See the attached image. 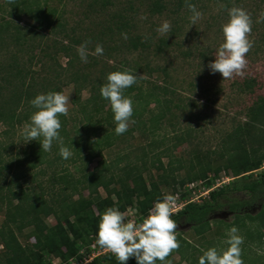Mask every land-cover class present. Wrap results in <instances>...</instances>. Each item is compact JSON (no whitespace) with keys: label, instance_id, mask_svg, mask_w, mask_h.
<instances>
[{"label":"trees","instance_id":"trees-1","mask_svg":"<svg viewBox=\"0 0 264 264\" xmlns=\"http://www.w3.org/2000/svg\"><path fill=\"white\" fill-rule=\"evenodd\" d=\"M65 1L2 0L0 2V51H7L8 47L13 46L18 52L12 62L5 65L8 68L7 74L0 79V122L7 127L4 134L9 136L11 133L16 134L23 124L30 123V116L37 111L30 101L38 94L60 91L64 82L74 80L77 85V97L80 99L82 86L85 85L84 82L89 81V74L80 67L81 60L77 48V44L85 42L87 36L83 38L75 31V27L67 26V19L62 14ZM97 1L100 2L101 8H106L111 3V0H95ZM202 1L204 0H188L195 7ZM222 1L227 6H231L234 2V0ZM174 2L179 9L188 8L186 0H174ZM165 4L163 0H153L151 11L162 12ZM116 16L117 29H126L130 24L129 19L121 13ZM24 17L30 18L34 23L22 24ZM109 27L111 29V26ZM44 28H48L54 36L51 38V43H44L42 38L34 43L35 35L46 36L42 33ZM129 38L128 46L131 51L146 50L151 46L150 38L143 40L138 35ZM168 44L166 38H160L154 45L156 52L162 51ZM36 46L44 53V58L38 57L40 53H34L28 59L29 63L21 61L19 53L32 50ZM60 53L69 58L67 67L59 61L57 56ZM47 59L53 64H49ZM75 60L80 64L77 65L78 62L76 63ZM94 61L92 63H96V59ZM5 66L0 61V73ZM125 69L135 74L133 69L123 66L113 67L111 71ZM102 75L96 80H90V97L80 102L82 117L77 120L81 125L71 126L68 117L60 116L61 135L64 137L65 145L73 152L69 159L65 160L59 155V146L55 142L52 150L45 152L39 141L26 143L23 137L17 142L14 139V143L11 144L14 146L15 143L25 142L21 151L23 155L0 152V209L5 213V219L0 226L2 245L0 263L53 264V257L60 258L66 264L77 263L90 252L91 249L86 253L82 249L90 244L93 234L96 236L99 219L108 207H118L124 212L128 206H131L138 209L145 218L157 199L162 198L164 194H170L164 186L179 185V190L189 182L203 179L205 185L210 187L215 184L223 170L224 175L231 178L229 181L212 189L203 202L186 203L173 216L177 221V228L184 223L191 224L199 242H190L176 229L180 247L172 252H178L182 260L188 264H199L202 250L213 246L218 250L228 247L219 243L222 238L216 235L220 232V235L224 236L223 230L236 226L245 237L240 246L243 264H264L263 255H257L253 250V246H264V177L251 179L252 172L264 165V140L257 146H248L240 131L243 126H240L236 132L229 133L223 141L224 150L220 153L223 162L213 165L211 159L205 167L206 171L190 172L185 177L174 175L175 160L170 154L167 166L161 161L160 155H157L156 160L159 163L157 166L162 173L149 182L143 177L136 163L122 167V174L109 171L110 167L106 162H103V167L97 166L89 170L90 160L102 152L103 146H107L117 137L111 104L100 95L101 86L107 83V78ZM244 84L251 86L249 81ZM156 89L157 86L154 85V88L142 91L136 83L125 90L124 94L131 97L134 105L132 126L126 132L139 129L143 133L148 131L155 136L166 111L171 110L167 97H161ZM164 91L166 92L167 88H164ZM150 101L155 103L154 109L149 108ZM263 112L264 97L250 107L251 122L259 119ZM105 125L110 126V131ZM101 131H105L106 135ZM154 136L152 141L156 140ZM176 138L182 139L179 136ZM69 163L75 166L76 173L68 168ZM13 164L17 166L14 168L16 176L10 183L4 185L2 177L6 170L12 169ZM20 165H25L26 169L20 171ZM166 170H169V174L164 173ZM208 171L214 174L207 177ZM113 183H116V186L111 187ZM100 188L105 190L106 195L101 193ZM85 189H88V194H85ZM187 192L188 188L186 192H182V196L185 197ZM239 192L250 195V199L231 197ZM225 200L235 213V219L232 222L223 218L211 219V215L222 208ZM256 201L259 202L257 205H260V210L253 214L247 210V207ZM50 214L54 216L56 223L47 222L45 216ZM214 221L217 223L218 234L206 238V235L213 231ZM24 226L31 228L28 234L34 239L33 243H23L20 240L19 234L22 233ZM87 264H118V262L115 255L107 251L95 255ZM128 264H136L135 259L131 258ZM157 264L160 262L157 261Z\"/></svg>","mask_w":264,"mask_h":264},{"label":"rangeland","instance_id":"rangeland-1","mask_svg":"<svg viewBox=\"0 0 264 264\" xmlns=\"http://www.w3.org/2000/svg\"><path fill=\"white\" fill-rule=\"evenodd\" d=\"M152 1L111 0L108 7L101 8L100 2H95V0H66L62 14L67 19V26L75 27V31L81 37L87 36L85 42L77 44V48L86 44L87 61H82L80 58L81 64L77 60L75 62L77 61V65L80 64V67L90 77L89 81L84 82L85 85L82 86L80 99L77 97V85L74 80L70 82L66 78L68 82H64L60 90L70 97L67 117L72 126L73 124L81 125L77 120L82 117L80 102H84L90 97V80H96L103 72L104 78H107L113 67H129L138 76H142L137 82L142 91L150 90L154 88V85L157 86L156 90L159 91L161 97H167L169 100L167 103L171 110L166 111L155 136L148 131L143 133L139 129L116 135L117 137L107 146H103L102 152H98L99 154L88 163L89 170H93L97 166L103 167V162H106L110 167L109 171H116V173H121V168L126 164L136 163L148 182L151 179H156L162 173L157 166L159 165L156 160L157 155H160L161 161L166 166L172 156L176 166L174 175L185 177L190 172L206 171L205 167L211 159L213 165L223 162L220 158V153L224 150L223 141L229 133L236 132L240 126H243L240 131L248 146H257L264 140V112L254 122H251L249 115L250 107L264 97V0H234L231 6L225 5L222 0H204L196 5V9L202 15L195 25L191 22L192 12L189 8L179 9L174 0H163L166 3L165 7L162 12L157 13L151 11ZM233 7L245 9L251 17L252 31L248 38L252 42V47L246 54L247 66L243 74H233L232 78L223 80L222 74L210 72L208 64L215 59L217 49L223 43L222 25L228 22V9ZM118 13L129 19L130 24L126 29L119 30L115 26L118 21L116 16ZM164 21L171 24V29L167 33H160L157 29ZM21 23L27 25L26 23L33 24L34 21L24 17ZM42 33L46 36L35 35L34 43L42 38L44 43L49 42L50 44L51 38L54 37L53 34L49 32L48 28H44ZM136 35L143 40L150 38V48L131 51L128 46L129 37ZM160 38H166L169 44L164 46L162 51L156 52L154 45ZM97 44L102 45L103 55L95 54ZM7 49V51H0V61L4 66L12 62L14 55L18 53L13 46ZM34 53H40L38 57L44 58V53L40 52V48L37 46L29 51L24 50L18 56L21 61L29 63L28 59ZM57 57L64 67L68 66L69 58L67 56L60 53ZM94 59H96V63H92L95 62ZM49 64L52 65V61ZM5 67L1 69L0 79H2L1 76L7 74L8 68ZM247 81L251 83V86L244 84ZM164 88H167L166 92ZM149 103V108L155 106L153 101ZM25 124L18 129L16 134L11 133L9 136V134H4L7 129L6 125L0 122V152L23 155L21 151L25 142L15 143L14 146L11 144L15 140L16 142L21 141ZM131 126L130 121L128 129ZM105 128L109 131L111 129L108 125H105ZM104 132L101 131L106 135ZM153 136L156 139L155 142L152 141ZM177 136L182 139L178 140ZM15 167H17L16 164H13L12 169L5 171L2 177L4 185L10 183L16 176V174L14 175ZM68 168L76 173L74 165L69 163ZM19 169L24 171L25 165H20ZM223 172L222 170L218 178L220 184L213 189L231 179L227 180V176ZM164 173L169 174V170ZM213 174L214 172L208 171L207 177ZM262 177H264V165L252 172L251 179ZM113 186H116V183L111 185V187ZM178 188L179 185L164 186V189L170 194H174ZM100 191L106 195L103 188H100ZM84 192L88 194V189H85ZM233 195L231 197L250 199V195L245 192ZM206 198L208 195L200 197L198 202H203ZM225 201L222 208L211 215V219L223 218L229 222L235 219V213L229 212L231 209L228 201ZM258 203L256 201L248 205L247 210L253 214L257 213L260 210ZM124 213L125 222L131 220L139 224L143 221V216L134 207L128 206ZM45 217L48 223H56L53 215ZM4 219L5 213L0 209V226ZM216 226L217 223L214 221L213 231L206 235V238L218 234ZM30 229V227L24 226L22 233L19 234L23 243L34 242V239L28 234ZM177 229L190 242H199L191 224L184 223ZM222 232L226 234L227 230ZM93 235L90 244L82 249L84 253L91 249L88 252L90 256L88 257V254L85 256L87 261L92 259V252L97 253L96 255L107 252L96 244V236ZM239 235L245 238L240 229ZM216 236L222 238L219 243L225 239V235H220V232ZM253 250L257 255H263L264 262V246H253ZM1 251L2 245L0 244ZM52 259L53 264H66L58 257ZM166 261H171V264H188L182 260L178 252H172ZM87 263L85 258L77 262V264Z\"/></svg>","mask_w":264,"mask_h":264},{"label":"clouds","instance_id":"clouds-1","mask_svg":"<svg viewBox=\"0 0 264 264\" xmlns=\"http://www.w3.org/2000/svg\"><path fill=\"white\" fill-rule=\"evenodd\" d=\"M192 12L191 22L195 25L201 17L194 4L186 0ZM229 20L222 25L223 43L217 49L215 59L208 64L212 74L220 73L225 79L232 78L233 74H243L247 66L246 54L252 47L248 36L252 31V21L247 11L240 7L228 9ZM171 24L164 21L157 29L160 33H167ZM102 45L97 44L95 54L103 55ZM82 61H87L86 44L78 47ZM142 76L125 69L108 74L107 83L100 88V95L111 104L115 133L124 134L134 114V105L131 97L126 96L125 90L136 84ZM70 97L62 91H50L35 96L30 101L37 109L30 116V123L25 124L23 138L26 143L39 141L42 150L50 152L55 142L59 146V155L67 160L72 155V150L65 145L61 135L62 122L60 116L69 114ZM178 211L176 197L164 194L154 202L149 215L143 218L142 223L131 220L125 222V213L118 207H108L101 215L96 234V244L106 248L115 255L118 264H128L134 258L136 264H171L166 261L173 250L180 247L177 240V221L173 216ZM244 238L239 235V229L232 226L227 230L222 243L228 247L218 250L213 246L202 250L199 264H243L241 247Z\"/></svg>","mask_w":264,"mask_h":264},{"label":"built area","instance_id":"built-area-1","mask_svg":"<svg viewBox=\"0 0 264 264\" xmlns=\"http://www.w3.org/2000/svg\"><path fill=\"white\" fill-rule=\"evenodd\" d=\"M226 179L229 180L230 177L227 176ZM218 180L213 186L208 187V186L205 185V180L199 179V180H196V181H193V182H189V183H187L184 186L183 189H179V190L175 191L174 194H172V195H174L176 197V207H177L178 211L180 209H182L186 203H188L190 201H198L200 197L209 195L210 191L216 185L220 184V182H218ZM187 188H188L187 195L185 197H183L182 196V192H186ZM93 246H95V245H93ZM104 250L105 251H110V250H108L106 248H104ZM96 254L97 253H95V252L93 253L92 252L91 256L93 255V257H94ZM89 256L90 255H88V257ZM85 260H86V262H89V261H87L86 257H85ZM74 264H77V263H74Z\"/></svg>","mask_w":264,"mask_h":264},{"label":"flooded vegetation","instance_id":"flooded-vegetation-1","mask_svg":"<svg viewBox=\"0 0 264 264\" xmlns=\"http://www.w3.org/2000/svg\"><path fill=\"white\" fill-rule=\"evenodd\" d=\"M229 212H233L232 210H229Z\"/></svg>","mask_w":264,"mask_h":264}]
</instances>
